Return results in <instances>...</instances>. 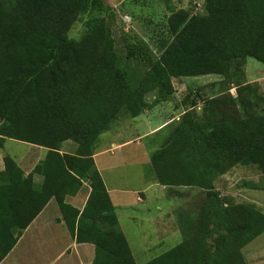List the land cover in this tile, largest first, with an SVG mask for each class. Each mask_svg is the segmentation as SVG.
Wrapping results in <instances>:
<instances>
[{
    "label": "trees",
    "instance_id": "obj_1",
    "mask_svg": "<svg viewBox=\"0 0 264 264\" xmlns=\"http://www.w3.org/2000/svg\"><path fill=\"white\" fill-rule=\"evenodd\" d=\"M104 8L102 0H0V147L11 138L47 148L27 175L3 157L0 261L54 198L75 241L93 244L91 264H136L92 158L98 137L121 111L134 117L170 100L174 77L228 74L235 95L221 83L200 114L186 95L181 117L158 129L167 132L150 154L156 182L168 195L195 188L203 199L175 210L181 241L143 264H247L241 249L264 231V210L220 197L214 181L235 165L264 174L263 99L244 78L247 58L264 64V0H204L194 14L172 10L156 50L122 32V54ZM83 14L82 32L70 37ZM67 140L76 143L73 153L60 152ZM84 182L90 191L79 209L65 198Z\"/></svg>",
    "mask_w": 264,
    "mask_h": 264
},
{
    "label": "rangeland",
    "instance_id": "obj_2",
    "mask_svg": "<svg viewBox=\"0 0 264 264\" xmlns=\"http://www.w3.org/2000/svg\"><path fill=\"white\" fill-rule=\"evenodd\" d=\"M108 8L100 11L105 22L109 25L111 35L115 40L116 49L123 52L122 32L136 33L156 50L157 43L166 34V20L172 10L186 9L191 14L202 11L204 0H102ZM167 1V2H166ZM87 14L79 16L71 28L69 36L77 38L83 30L84 21ZM245 82L250 83L263 99L264 105V64L254 58H247L244 66ZM175 89L170 100L159 101L151 108H148V115L141 113L131 117L121 111L117 119L112 122L109 129L101 133L98 141L102 142L100 147L107 148L106 164L102 168V175L111 189L112 186L125 190V195L132 198L134 204L127 209L120 208V226L128 239L130 248L135 258L136 264H143L153 257L165 252L181 241L182 234L176 220L175 210L179 206L197 205L203 199V195L193 188L190 193L184 188V194L180 197L168 195L153 180H146V163L150 160V154L159 146L167 132L156 129L153 132L148 130L157 124L164 116L171 114H182L189 106L182 104L186 97V103L191 99L196 100V105L192 107L200 114L204 100L217 93V88L229 85V93L236 94L235 83L228 74L216 75L206 74L199 76H181L171 79ZM154 99L152 94L147 95L150 102ZM260 108V106H257ZM181 114L178 117H181ZM131 118L132 122L125 119ZM125 120V121H123ZM120 125L114 129L116 126ZM120 130V131H119ZM148 132V133H146ZM141 135L138 140L131 141L125 146L116 144L135 138ZM4 147L7 154L17 156L27 149L28 143L6 138ZM161 143V142H160ZM115 144V145H114ZM76 148V143L67 140L65 148ZM45 150H40L44 155ZM124 158V161H122ZM140 161V162H138ZM151 175V173H148ZM215 189L220 197H225L233 202H252L264 210V174L252 165H235L228 172L220 175L214 181ZM144 189V201H136L137 192ZM164 229L169 234L164 233ZM242 254L247 264H264V231L247 243L242 249Z\"/></svg>",
    "mask_w": 264,
    "mask_h": 264
},
{
    "label": "crops",
    "instance_id": "obj_3",
    "mask_svg": "<svg viewBox=\"0 0 264 264\" xmlns=\"http://www.w3.org/2000/svg\"><path fill=\"white\" fill-rule=\"evenodd\" d=\"M144 115H148V109L144 110L141 113L142 120ZM170 115L171 114H169V116H167L166 118L164 116L157 124L151 127L148 132H153L156 129H160L172 119L179 118V115L174 114V117L172 118ZM125 120L126 122H132L131 118H127ZM117 127L119 129L120 125L116 126L114 129H116ZM140 136L141 135L137 134L135 138L124 140L116 144V146L120 145L121 147H123L131 141H136L138 142V144H140V141L138 140ZM66 142L67 141L62 143L60 152L73 153L75 149H73L72 146V148H65ZM101 143V141H97L92 158L97 170L99 171L103 179L110 200L115 208L119 228L124 233V230L120 226V216L118 215V210L120 208L127 209L134 203L131 202V197L125 195V190L114 186H112V188L110 189L107 186L102 175V168L104 167V164H106L107 160L106 157H104L105 153L107 152V148L100 147ZM4 144L5 143H3V146L0 147V184L1 171L4 169L3 157L5 155L10 156L15 161V163L22 170L23 175H27L32 171L36 163L45 156L47 151V148L43 146L29 144L27 145L28 147L25 152L18 153V155L15 156L7 154V149H5ZM40 150H45V152H43L45 154L42 155L40 153ZM122 161H124V158H122ZM146 163H149V165L147 166V175H145L146 180H153L154 182H156L153 170L150 167V160ZM149 172L151 173V175L148 174ZM40 181L41 176L35 174L34 183L37 184ZM160 186L165 189L164 186ZM89 191V185L84 182L83 186L80 188V190H78L77 193H75L74 195H67L65 200L74 207L81 209L86 202ZM143 191L144 189L140 192H137V195L135 197L136 201H144ZM163 230L165 234H169L168 231L170 229L166 230L163 228ZM93 257V244L87 242L78 243L75 241V239L69 233L65 223L63 222V220H61V214L55 199L50 198L43 209L22 230V233L17 239L15 245L0 261V264H91Z\"/></svg>",
    "mask_w": 264,
    "mask_h": 264
}]
</instances>
